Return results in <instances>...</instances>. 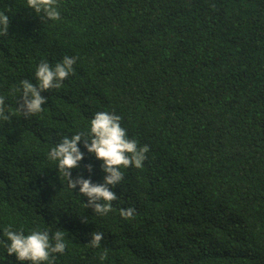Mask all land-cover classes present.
Listing matches in <instances>:
<instances>
[{"label": "trees", "instance_id": "16d2710c", "mask_svg": "<svg viewBox=\"0 0 264 264\" xmlns=\"http://www.w3.org/2000/svg\"><path fill=\"white\" fill-rule=\"evenodd\" d=\"M58 4L61 18L45 21L27 0H0L11 20L0 96L12 114L0 121V238L9 226L63 230L54 264H264V0ZM65 55L77 57L74 74L42 93L43 112L22 116L20 82L38 84L41 61ZM99 111L150 146L142 168L121 169L106 216L48 159ZM78 146L72 177L103 183L102 161ZM130 207L133 218L121 217ZM94 231L99 248L88 244ZM0 264L22 262L0 244Z\"/></svg>", "mask_w": 264, "mask_h": 264}, {"label": "clouds", "instance_id": "9594fccd", "mask_svg": "<svg viewBox=\"0 0 264 264\" xmlns=\"http://www.w3.org/2000/svg\"><path fill=\"white\" fill-rule=\"evenodd\" d=\"M27 7L34 9L40 15L43 14L45 21H57L61 18L58 10V0H27ZM11 20L5 11H0V36H8ZM77 57L65 55L54 66L47 61H41L37 66L35 77L38 84L30 80H22V102L17 111L25 118H30L44 111L42 105L47 103L48 98L42 95L46 90L62 87L63 81L74 74V65ZM17 91L13 88L12 94ZM11 114V113H10ZM11 115L5 112V97L0 96V121L11 122ZM121 117L114 113L99 111L90 121L87 133L78 132L71 137L65 136L48 153V159L56 162L59 173L67 179L68 187L72 190L79 188V194L88 198L86 208L93 209L95 214L106 216L113 210L112 202L118 199L114 189L124 179L122 168L135 166L142 168L147 160L149 145L139 146L135 139H130L127 130L121 125ZM83 141L84 147L89 153L95 155L97 160L102 161V171L106 173L103 183H93L90 178L85 179L82 175L72 177V170L81 167L84 153L78 146ZM89 173L93 166H85ZM134 208L120 209V215L124 219H132L135 214ZM86 222V219H85ZM88 244L93 248H99L104 239V234L94 231ZM9 256L15 255L16 260L28 262V264H54L55 254H64L67 248L65 232L55 230L34 229L25 234L23 230L17 232L11 226L3 229V238H0ZM107 258V252L101 254L103 261Z\"/></svg>", "mask_w": 264, "mask_h": 264}]
</instances>
